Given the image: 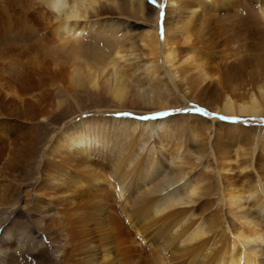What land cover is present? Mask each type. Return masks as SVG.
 Wrapping results in <instances>:
<instances>
[{"label": "bare ground", "instance_id": "bare-ground-1", "mask_svg": "<svg viewBox=\"0 0 264 264\" xmlns=\"http://www.w3.org/2000/svg\"><path fill=\"white\" fill-rule=\"evenodd\" d=\"M148 5L155 9L154 19L147 13ZM125 9L138 15L149 28L132 33L129 21L122 16ZM236 11H243V18L236 20V24L242 22L236 45H231L233 35L214 39L213 35H223L219 18ZM22 22L26 29L19 37L21 51L17 57L27 68L17 82L6 81V86L0 82V108L8 104L18 108L15 120H7L8 125L0 128L1 171L16 169L31 156L37 141L35 126L49 116L46 94L51 90L42 89L43 74L50 75L53 82H66L69 90L83 85L99 89L119 108L138 104L162 113L171 107L186 108L191 98H196L210 106V115H264L260 47L264 40V0H0V40L8 38ZM86 37L93 38L94 43ZM7 51L6 45H0V56ZM127 113L114 110L90 112L88 117L75 115L55 134L38 140L36 175L29 181L39 179L31 189L40 216L37 224L51 239L55 232L57 241H49L59 246L58 251L53 250L57 263L169 264L153 246L155 239L136 227L139 224L135 225L133 212L140 210L149 228L170 221L161 246L174 259L182 256L185 260L189 254L188 264H264L256 249L264 243L259 220L264 218V165L263 157L258 156L264 153V136L260 144L256 138L250 141L245 128L235 121L227 124L231 132L213 133L216 140L225 136L248 141L250 146L237 147L235 155L244 156L237 160L242 169L255 171L253 181L246 184L239 185L228 177L218 183V201L238 222L230 229L224 224L218 235L211 229L218 221L213 224L212 219L193 217V204L206 187L200 175L189 176L194 165L190 163L191 146L184 136V122L175 117L171 122L150 117L139 121ZM188 128L198 141L200 132L190 124ZM151 137L153 144L149 143ZM164 152L169 153L164 159L171 167H165L167 172L151 183L160 168L154 156ZM228 157H220L218 178L226 169ZM139 175L141 183L137 184ZM145 182L149 184L145 186ZM162 190L167 192L162 195ZM249 198L255 207L254 216L244 206L243 199ZM5 200L0 196V208ZM118 211L129 220L130 227ZM7 214H0V264H13L15 240L20 251L37 258V264H49L40 253L43 243L39 236L28 228L16 234L7 223Z\"/></svg>", "mask_w": 264, "mask_h": 264}, {"label": "rangeland", "instance_id": "rangeland-1", "mask_svg": "<svg viewBox=\"0 0 264 264\" xmlns=\"http://www.w3.org/2000/svg\"><path fill=\"white\" fill-rule=\"evenodd\" d=\"M126 6H125V8H126ZM148 6H149V10L147 13H149L150 17H152V19H154V17L156 16L155 9H154L153 5H148ZM251 6H253V5H251ZM123 13H124V15H122V16H124L123 18H127V20L129 21L128 25H129V27H131L132 33H139L140 34L139 31H142V29L146 30L149 28L148 26H146V24H142L143 20L138 19L139 16L136 15L134 12H129L127 9H125V10H123ZM232 15H234V16H232ZM225 16L226 17H224V18H219L220 22H218V24H219V27H221V31L223 32V35L225 34L226 36L224 37L222 35L223 37L222 36L217 37V35H213V37H215L214 39L221 40L223 38H226L229 35H233L235 38L232 36L233 38L231 39V42H232L231 45H236L235 41H238L240 39V38L237 39L238 36H236V35H237V32H239L238 29L242 27V22H239L236 24V20L243 18V11L242 12L236 11L234 13H229L228 15L225 14ZM231 19H232V21H231ZM222 20H223V22H222ZM150 21H151V19H150ZM150 21L148 22V24L151 23ZM229 21H231V22L229 23ZM19 24L16 25L17 28L16 27L14 28L13 32L10 34V36L8 38L0 40V45L1 46L6 45L10 51V52L7 51L6 53L1 54V56H0V62L3 65V66L1 65L2 68L0 67L1 68L0 79L2 78L0 80V82L3 84V86L7 85V84L5 85L6 81H7L6 83H8V84H11L8 82L10 80L12 81V83L17 82L16 80L23 76L20 74L21 73L24 74L23 70H25L27 68V65L24 63V61L22 59L18 60L19 58L17 57V55L21 51V49H20L21 48L20 47V45H21L20 40L21 39L19 37L24 36L22 33H23V30L26 29V24H23V22L19 23ZM224 26H225L226 30L224 29ZM13 33H15L16 35H13V37H12ZM19 33H21V34H19ZM90 38L91 37H88V38L86 37L87 41L94 43L93 38H91V39ZM263 41L261 42L260 47H261V52H262V56L264 59V42ZM247 43H249V42L247 41ZM11 44H12V46H11ZM17 44H20V45L18 46ZM13 45H15V46H13ZM231 45L229 47H231ZM9 46H10V48H13V49H10ZM136 49H139V48H136ZM15 51H16V53H15ZM8 53H9V55H8ZM15 56H16V58H15ZM8 59L10 62L8 61ZM12 61H14V62L12 63ZM15 61H16V64H15ZM4 63H6V64H4ZM22 63H23V65H22ZM6 65L8 67H5ZM2 71H4V72L2 73ZM12 71L13 72L15 71V72L11 73ZM12 75L14 76V78L12 77ZM7 76L9 79L7 78ZM15 76H16V78H15ZM42 77H43L41 79V82H42L41 84H43V85H41V86H43L42 89H48L49 88V90H51L49 92L47 91V94H46V103L47 102L48 103H47V107L45 108V111H46V116L47 115H49V116H47L48 118L46 119V121H44L45 119L44 120L41 119L40 122H37V125L35 126L36 140L37 141H35V143H36L35 148L31 154V156L28 159H26L25 161H23L22 163L20 162L21 164L19 166H17L16 169L13 168L11 170H3V171L0 170V176H1L0 177V196L6 197L4 206H2L0 208V214H4L6 212L8 213L7 215L9 216V218H8L7 223L14 229V231L15 230L17 231L16 234L18 233L19 229H22V228L27 229L28 228V229L32 230L35 235L39 236L38 239H40L41 242L43 243L42 247L40 248V253H41V255H43L47 259V262L49 264H58L57 261L54 259V257L56 256V253H54L53 250L56 248L55 250L58 251L59 246H57V244H55V243H53V244L50 243V241L53 242V240L57 241V239L55 237V232L53 233L52 239H51V236L47 233V231H42L41 226H39L37 224V220L40 216L38 215V213L36 211L35 201L33 200L34 199V197H33L34 193H33V190H31V189L35 188L33 186H35L39 183L38 182L39 179L37 181H34V180L29 181V177L36 175V167H37L36 158H37V154H38L37 148L39 146L38 140L42 139L43 137L47 138V136H49L50 133L55 134L58 131V129H60V127L63 123L72 119L73 117H75V115L77 116L79 114H84L86 117H88L90 115V112L98 113L99 111H114L115 110V112L116 111H121L123 113L128 112L127 115L130 118H132V119L134 118V120L140 119L139 121H146L144 118L150 117V119H153V120L163 118L166 122H171L172 119L175 117V118L179 119L180 121L184 122V124H185V129H184L185 135L184 136L189 138V140H188L189 142H187V144L191 146L190 151H191L192 155H190V157H189L190 163L194 165L192 167V170L190 171L191 175H189V176L192 177V176L200 175L201 177H203L205 179L203 182L204 186L206 188H207V186H210L207 189L204 188V186H203V188L205 189V190L203 189L204 192L202 190V193H201L202 195L199 197L198 201L193 204L195 211H196L195 212L196 214H194L193 217L194 218L195 217H201L203 221L205 219H206L205 221H211V219H212L213 224L216 221H218L219 222L218 225L216 222L215 223L216 225H214V227L212 226V228H211L212 230L214 229V232L216 234L218 233L219 229H221V227L224 224L227 225L229 227V229L237 225L238 222L235 219V217L233 216V214L231 212H229L228 209L222 203H220L218 201V196H219L218 187L221 184V182L225 181L226 177H228V179L230 181H234V182L236 181L235 183L238 182L237 184H239V185L246 184L250 181H253V179H254L253 176H255L254 169H251V168L242 169L241 165L239 164L240 162H238V161H241L240 159H242L244 156H242L241 153L236 154L237 156L235 155V153H236L235 150L237 149V147L243 146L242 148H245V147L247 148L250 146V144L248 141L246 142L245 140H240V139L236 140V138L230 139V138H227L225 136L216 140L215 138H213V133H214V131L216 132V131L223 130V132L222 131H220V132H222V134L225 135L228 132H231V130L228 128L227 124L228 123L231 124L232 122L234 124V121H235L236 123L241 124L240 126H243V128H245L246 132L248 133L250 141L252 139L256 138L255 140H257L258 141L257 143L260 144L262 141V138L264 136V115H258L257 118H255L253 116H246V115L245 116L237 115L235 118H232V117L230 118L229 116L221 115L218 113H215L214 115H210V106L208 107L204 104L199 103L196 100V98H191V102L188 105H186V108L176 109L175 107H171L168 111H165L162 113L156 109L153 110V109L142 108L138 104H137L138 106L132 105L131 108L130 107L129 108H119L118 105L116 104V101L112 97H110L109 94H107L105 92H101L99 89L91 88L88 85H83L80 87H75L73 90H69L66 86V82H63L64 84L59 83V81H57V80H54V82H53V80L50 79L51 76L50 75L48 76L47 74L46 75L43 74ZM5 78H6V80H5ZM45 79H47V80H45ZM3 80H4V82H3ZM49 80H51L52 82H50ZM1 83H0V86H2ZM45 83H46V86H44ZM51 85H52V87H51ZM63 89H64V91H62ZM73 91H76V92L74 93ZM63 92H65V93H63ZM64 94H66V95H64ZM11 105H13V106H11ZM5 108H7V109L5 110ZM17 109L18 108L14 104H8L7 106L0 108V113H2V115L0 114V120H1L0 121V123H1L0 128L6 127L8 125V123H6L7 120H9V119L11 121L15 120L17 115L15 116L14 112ZM1 110H3L4 113ZM17 112H18V110L16 111V113ZM84 112H86V113H84ZM4 115H6V116H4ZM222 117H224V119H222ZM189 124H190L191 128L197 129V131L200 132V136H198V138H197L198 141H194V139L190 135L189 128H188ZM140 130H143L142 126H140ZM47 131L49 134H47ZM203 133H206V135L208 136L207 139ZM221 139H222V141H221ZM205 141L208 144L205 143ZM217 141H220V142L218 143ZM149 143L153 144L152 137L149 139ZM203 143L205 144L204 148L202 147V148H200V150L198 152H196L195 148L196 147L199 148V146H203ZM193 153H194V155H193ZM223 154L229 155V157L227 159V166L225 167L226 169H224V171L222 170L220 172V175L218 178V174H217L216 170L219 168L218 162L220 161V157ZM263 154L262 155L258 154V156H262L264 158ZM168 155H169V153L164 152V153H157L154 156V160H155L156 164L158 163L160 165V168L158 169V171L155 170L154 175L152 176V179H151V183L157 182L158 179L161 178L162 175L167 172L165 167H168V169L171 167V165H169V163L167 161H165V159H164L165 157L167 158ZM195 156H197V157H195ZM212 156H214V157H212ZM234 156H236V159ZM263 158H261L262 159L261 161H262V164L264 165V159ZM229 159H231V161H228ZM215 163L217 166L215 165ZM263 165H262V168H263ZM126 170L127 169L124 166L123 172H125ZM226 170H227V172H226ZM250 172H253V173H250ZM141 177H142V175L141 176L139 175L137 177V179H136L137 184L141 183ZM251 177H252V179H251ZM262 177L264 178V171L262 172ZM28 183H30V185H27ZM218 183H219V185H218ZM144 184H145V186H147L149 183L145 182ZM166 192H167L166 190L161 191L162 195H164ZM25 198H26V200H28L27 202L24 201ZM245 200L246 199H243V201L245 202L244 206H245L247 212L250 215L252 214L254 216L255 215V213H254L255 207L251 206L252 205L251 202H253L252 199L249 198L246 201ZM94 205H97V203ZM244 206H243V209H245ZM144 208H142V210ZM138 211L140 213L139 212L136 213L137 211L133 212L135 217L137 216L136 219H134V221L136 222L135 225L139 224L136 227H138L141 231H143V234L146 232V235H148V238L155 239L154 241L157 244H154L153 246L155 248H157L156 250H159L158 253L160 255L163 254L162 256L164 257L165 260L168 261L169 264H177L179 261L181 263L188 264V262L191 260L190 259L191 257L188 256L189 254L188 255L186 254V256H184L185 258H187L185 260L182 259V256H181V258L178 256L177 258L174 259V257H172L173 255H171L170 251L167 252V250H166L167 248L164 251V247H162V246H164L162 244V242H163L162 239L166 238L165 235L168 236V233H169L168 231L170 229V225H169L170 221L169 222L165 221L164 223H160V224L154 223V224H152V226L150 225V228H149V224H148V226L146 225V223H148V222H146V221L144 222L142 219L143 213H141L140 210H138ZM118 212H119L118 214H120V213L122 214L121 211H118ZM121 217L124 218L123 220L125 222L126 218L122 215H121ZM210 217H212V218H210ZM57 219L58 220L56 221V224H58V222H60V218L57 217ZM259 220L261 221V225L264 229V218H259ZM126 224L128 227L131 226L129 220H126L125 225ZM51 229H54V231H55L54 227H51ZM147 231H149L148 234H147ZM0 232H1V229H0ZM163 232H164V234H162ZM91 233H92V231H91ZM150 233L152 235H150ZM158 233H159V235H158ZM218 235H219V233H218ZM217 237H219V236H217ZM95 238H97V237H95ZM92 239L95 241L94 238H92ZM14 244L15 245L12 247V250L14 251V253L12 252V254H13V259H12L13 262L12 263L13 264H37V258L36 257H34V256L32 257L31 255H29L30 253L28 254V252L26 253V252L20 251L21 246L18 244L17 240H15ZM161 244H162V246H161ZM145 247H147V246H145ZM162 249H163V251H162ZM256 249H257V254L259 255L258 259L261 258L260 260L264 261V243H261V246H259V248L256 247ZM148 255H149V253H148ZM191 263H192V261H191Z\"/></svg>", "mask_w": 264, "mask_h": 264}, {"label": "snow or ice", "instance_id": "snow-or-ice-1", "mask_svg": "<svg viewBox=\"0 0 264 264\" xmlns=\"http://www.w3.org/2000/svg\"><path fill=\"white\" fill-rule=\"evenodd\" d=\"M202 111V110H201ZM144 119H147V117H145ZM222 119H224V117H222Z\"/></svg>", "mask_w": 264, "mask_h": 264}]
</instances>
